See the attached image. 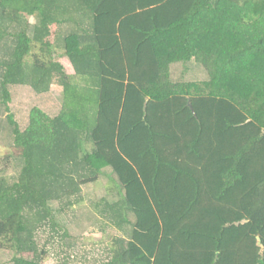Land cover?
<instances>
[{
	"label": "trees",
	"instance_id": "1",
	"mask_svg": "<svg viewBox=\"0 0 264 264\" xmlns=\"http://www.w3.org/2000/svg\"><path fill=\"white\" fill-rule=\"evenodd\" d=\"M0 52L7 110L16 86L64 90L57 116L7 117L0 252L14 264L54 245L70 263L59 216L111 169L122 198L98 207L126 236L96 264H264V0H0ZM192 59L205 80L186 79Z\"/></svg>",
	"mask_w": 264,
	"mask_h": 264
},
{
	"label": "rangeland",
	"instance_id": "2",
	"mask_svg": "<svg viewBox=\"0 0 264 264\" xmlns=\"http://www.w3.org/2000/svg\"><path fill=\"white\" fill-rule=\"evenodd\" d=\"M32 24L36 23L34 17H30ZM64 31L67 26H63ZM3 54L0 52V60ZM73 74L74 69L69 58L60 55L56 58ZM188 65V71L184 74L186 79L192 81H203L207 78L206 70L197 64L194 59ZM185 71V66L174 67L176 75ZM12 100L9 103L10 109L7 110L5 105H0V171L5 170V153L9 146L13 144V136L8 123V115L13 114L14 119L25 129L30 122V115L35 107H40L53 116H57L64 103L63 87L54 84L52 90L45 94H39L30 85H21L13 88ZM1 101V97H0ZM111 169V168H109ZM112 170V169H111ZM110 170V171H111ZM104 175L100 182L85 187L86 201L74 206L67 214L59 216L69 229L70 238L68 243L73 247L70 249L72 255L71 262L68 264H96L99 261L106 260L109 257V248L116 237H124L126 233L114 227L111 221L103 214L101 209L104 205L98 207L103 199L112 202L122 198L117 186L113 182L112 171ZM8 176L16 174L15 166H9ZM54 207H58L55 203ZM47 235H41V243L47 241ZM50 248V254L43 264H65L67 263V248L61 253L59 248ZM55 248V249H54ZM74 256V257H73ZM14 254L11 252H0V264H14Z\"/></svg>",
	"mask_w": 264,
	"mask_h": 264
},
{
	"label": "water",
	"instance_id": "3",
	"mask_svg": "<svg viewBox=\"0 0 264 264\" xmlns=\"http://www.w3.org/2000/svg\"><path fill=\"white\" fill-rule=\"evenodd\" d=\"M260 245L262 246V242H261V240H260Z\"/></svg>",
	"mask_w": 264,
	"mask_h": 264
}]
</instances>
